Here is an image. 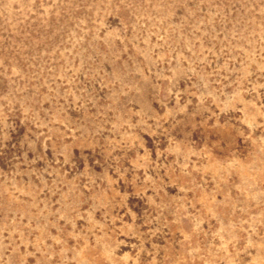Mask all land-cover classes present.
Returning <instances> with one entry per match:
<instances>
[{"label": "rangeland", "instance_id": "374dc122", "mask_svg": "<svg viewBox=\"0 0 264 264\" xmlns=\"http://www.w3.org/2000/svg\"><path fill=\"white\" fill-rule=\"evenodd\" d=\"M0 264H264V0H0Z\"/></svg>", "mask_w": 264, "mask_h": 264}]
</instances>
